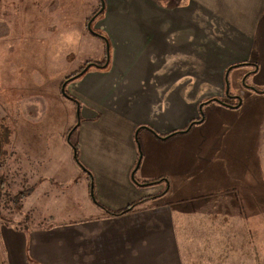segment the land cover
<instances>
[{
    "label": "crops",
    "instance_id": "0c3cea01",
    "mask_svg": "<svg viewBox=\"0 0 264 264\" xmlns=\"http://www.w3.org/2000/svg\"><path fill=\"white\" fill-rule=\"evenodd\" d=\"M166 1L104 0L110 16L95 29L111 42L109 66L62 88L108 52L89 26L99 1L0 0L5 169L33 187L23 203L33 222L0 221V264H258L264 0H169L168 16L139 15ZM226 89L241 98L238 109L217 102ZM205 102L201 123L166 137L197 120ZM60 190L70 194L48 198ZM45 195L60 217L80 218L44 223L51 213L32 209ZM93 196L110 211L146 201L109 216Z\"/></svg>",
    "mask_w": 264,
    "mask_h": 264
},
{
    "label": "rangeland",
    "instance_id": "374dc122",
    "mask_svg": "<svg viewBox=\"0 0 264 264\" xmlns=\"http://www.w3.org/2000/svg\"><path fill=\"white\" fill-rule=\"evenodd\" d=\"M159 1H161V0H159ZM163 1H165V0H163ZM168 5H169V0H167L166 2H156L153 7L141 10L139 12V15L142 16V17H149V16L165 17V16H168L169 12H170V8H168ZM113 15H115V14H112V16ZM122 15H125V11L124 10H122ZM108 16H110V10L107 7H105V3H104L103 11L101 12V14L96 19H94L92 21L91 25L89 24V26H91V31L98 33L102 39H104V38L107 39L109 56H110L111 50H112V45H111V42H110L108 36L104 33L103 30L100 31V30L95 29V24L97 22H103V24L105 26L106 23H107L106 20L108 19ZM5 150L7 152L6 147H5ZM7 160H8V152H7V158L5 160V165H4L3 169H0V178L1 177H5L6 178V183H8L7 186L4 185L3 188L0 190V216L3 217L4 219H6V221L11 219V222L7 223V224H11L13 222H16V224L14 226H16V228L18 227V229H19L20 227H24L26 224L32 223L33 219H32V216H30L28 214V212H27L28 210L25 213V214H28V215L27 216L24 215V216H26V218H25L22 215V212H23L22 208H21L22 210L20 209V211H17L14 214V211L17 209L18 205L13 204L9 199H7V196H8V195H6L7 193H9V194H11V196H13V195L17 194L18 192H20L21 190L26 188L23 183L20 184V185L15 184L16 183L15 180L13 178H10V176L8 175L7 169H5ZM10 180H14V181L11 183ZM80 183H81V181L77 179V183L76 184H77L78 187L80 186ZM71 190L75 191L77 189H74V187H73ZM55 192H57L55 196L52 195V196L48 197L47 195H45L40 200H37V201L33 202L34 207H33L32 210H33V213L35 214V217H36V213H38L37 216L39 217V214H42L43 212H45V213L50 212L51 216H49L48 218H44L43 219L44 223H46L48 220L55 222L56 219H64V220H67V221H74V220L79 219L80 216H81V213H78V212H77V214L75 216H70V214H69V217H66L68 215H66L65 213H63L64 217H60L59 216V212L57 211L59 209V207L54 205L53 202H51V201L48 202L47 201V197L50 200L52 198H56L57 199L56 196H58L60 194H61L60 197H62V196H67L70 193H68V191H66V190H64V191L60 190V191H55ZM25 197H27V196H25ZM11 200H12V198H11ZM19 202H23V201H19ZM71 202H72V204H75L78 207L80 205L79 202H76V200H71ZM39 204H41L43 206H48V210L50 208H52V209H50L49 211L48 210L44 211V210H42L44 207H41V208L38 207ZM21 207L24 208L23 203L21 204ZM60 210H61V208H60ZM0 221H4V220H0ZM256 243H257L258 264H264V217L263 218L262 217H258Z\"/></svg>",
    "mask_w": 264,
    "mask_h": 264
},
{
    "label": "trees",
    "instance_id": "16d2710c",
    "mask_svg": "<svg viewBox=\"0 0 264 264\" xmlns=\"http://www.w3.org/2000/svg\"><path fill=\"white\" fill-rule=\"evenodd\" d=\"M98 1H99V7H98L97 11L90 18V21H93L94 19H96L101 14V12L104 9V0H98ZM91 32L93 34L97 35L98 37H100V35L98 33L93 32V31H91ZM104 40L106 42V46H108L107 39L104 38ZM107 59H109V50H108V52L106 51L105 58H104V60L102 62H100V63L86 62L77 72H75L72 75H70L69 77H67L62 83V88H64V86L69 81H73V80H76L79 77H81L88 69H90L92 67H95V68H97L99 70L107 69V67L109 66V61H107ZM244 65H247V64L246 63H242V64H236V65L230 66L228 68V70H227V73L232 68L239 67V66H244ZM225 84H226V87H228L227 79H225ZM242 85L247 87L245 82H244V79L242 80ZM254 91L259 93V94H262V93H264V88L257 89V90H254ZM63 93H64V96L66 98L70 99L72 102H74V104L76 105V108L79 109L80 103L77 100H75L74 98L70 97L67 94V92L65 91V89L63 90ZM215 101H217V100H215ZM217 102H219L221 105H223V106H225V107H227L229 109H238L241 106V104H242L241 98L238 97V96L232 95L227 89H226V102H224V101H217ZM206 103H208V102H205V103L200 105L199 117L197 118V120L191 122L186 127V129L183 132H174V133H172V134H170V135H168L166 137H170V136H173V135H176V134L184 133V132L188 131L193 125L201 123L203 121V119H204V116H205V112L203 110V105H205ZM76 127H77V125L75 124L71 128V130L69 132L70 136H71V133L73 131H75ZM154 135H156V134L154 133ZM10 136H11L10 129L7 126V123H6L5 119H0V169H3V167L5 165V160L7 158V152L5 150V147L8 145V143L10 141ZM70 143H71V141H70ZM72 148H73L74 161L76 162V164L80 168L84 169L83 166L79 162L77 146L72 144ZM139 155H140V153H139ZM138 163H139V159H138V162L136 164V167H137ZM4 185L7 186L8 183H6V178L5 177H1L0 178V190L3 188ZM31 189H33V187H29L28 189H23V190H21L20 192H18L17 194H15L13 196H11V194H9V193L6 194V195H8L7 199H9L13 204L18 205L17 209L14 211V214L17 211H20L21 208L23 209V207H21V204L24 203V198H25L26 194L31 191ZM11 198H12V200H11ZM92 198H93V201H94V205L96 207H98L99 209H101L104 212V214L109 215V216H120V215H124V214L130 213V212L134 211L135 209H137L138 207H140L146 201V199H144V200L142 199L140 201H137V202H134V203L128 205L127 207H125V208H123L121 210L110 211V210H107L106 208H104L102 205H100L95 200L94 196ZM19 201H23V202H19ZM23 213H24V211L22 212L23 216L24 215L27 216V214H25V213L23 214ZM26 216H24V217L26 218ZM0 220H4V221H2L4 224H7V223L11 222V219L6 221V219H4L1 216H0Z\"/></svg>",
    "mask_w": 264,
    "mask_h": 264
},
{
    "label": "water",
    "instance_id": "95a60500",
    "mask_svg": "<svg viewBox=\"0 0 264 264\" xmlns=\"http://www.w3.org/2000/svg\"><path fill=\"white\" fill-rule=\"evenodd\" d=\"M91 31V30H90Z\"/></svg>",
    "mask_w": 264,
    "mask_h": 264
}]
</instances>
